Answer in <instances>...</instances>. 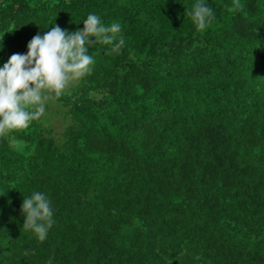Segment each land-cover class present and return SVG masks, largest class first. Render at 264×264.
Wrapping results in <instances>:
<instances>
[{"label": "trees", "instance_id": "trees-1", "mask_svg": "<svg viewBox=\"0 0 264 264\" xmlns=\"http://www.w3.org/2000/svg\"><path fill=\"white\" fill-rule=\"evenodd\" d=\"M196 2L0 0V68L90 13L125 38L0 136V264H264V0H206L204 31ZM33 192L54 211L43 241L23 228Z\"/></svg>", "mask_w": 264, "mask_h": 264}, {"label": "clouds", "instance_id": "clouds-1", "mask_svg": "<svg viewBox=\"0 0 264 264\" xmlns=\"http://www.w3.org/2000/svg\"><path fill=\"white\" fill-rule=\"evenodd\" d=\"M204 31L215 18L206 0H197L186 12ZM83 29L69 33L55 25L43 35H35L27 45V53H14L0 68V136L11 129H26L45 115V101L62 96L70 82L91 75L95 59L89 49L96 44L110 45L108 54H119L125 46L122 26L113 22L106 26L101 17L90 13ZM94 37V40H90ZM129 58L134 60V52ZM21 211L24 229H31L43 241L54 220L50 199L40 192L24 198ZM200 259V257H196Z\"/></svg>", "mask_w": 264, "mask_h": 264}, {"label": "rangeland", "instance_id": "rangeland-1", "mask_svg": "<svg viewBox=\"0 0 264 264\" xmlns=\"http://www.w3.org/2000/svg\"><path fill=\"white\" fill-rule=\"evenodd\" d=\"M54 108L56 109L57 111H62L61 107H59L58 104H56L54 101L51 102V108ZM51 121V126L53 128H55L56 130L57 129H61L63 126H64V122H62L61 118L57 117V118H54Z\"/></svg>", "mask_w": 264, "mask_h": 264}]
</instances>
